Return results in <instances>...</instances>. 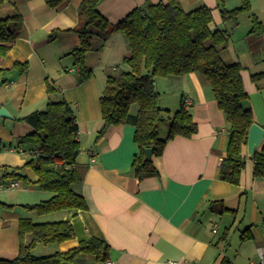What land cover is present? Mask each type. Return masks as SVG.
I'll return each mask as SVG.
<instances>
[{
  "label": "crops",
  "instance_id": "obj_1",
  "mask_svg": "<svg viewBox=\"0 0 264 264\" xmlns=\"http://www.w3.org/2000/svg\"><path fill=\"white\" fill-rule=\"evenodd\" d=\"M160 1L164 0H101L98 11L115 24L145 2ZM179 1L186 12L203 5L212 9L214 30L226 29L234 35L239 27L231 29L222 22L218 0ZM80 2L68 0L52 10L43 0H0V18L19 14L23 19L19 38L6 56H0V108L12 117H0V178L5 169L20 168L31 181L28 185L18 181L15 190L0 189V260L17 257L19 221L29 219L33 223L68 221L74 228L69 241L36 245L32 250L36 257L67 252L89 238L109 246L104 262L79 255L71 264H242L238 252L244 253L249 244L254 245L256 257H245L243 264L256 261L257 248L264 246V169L261 177H254V164L245 146L246 165L239 185L218 179L228 142L227 122L203 76L191 73L155 79L159 106L176 112L184 99H190L188 113L197 127L190 138L175 137L166 143L161 156H151L156 175L139 180L131 168L136 154L133 126H112L97 137L103 124L100 93L107 76L125 70L123 60L129 50L121 33H112L105 43L94 38L93 50L85 57L93 76L78 83L69 53L78 47L73 29L78 25ZM251 15L264 28L257 15ZM251 28L250 22L241 44L230 37L221 58L241 65L246 106L253 123L264 129V77L256 82L251 78L264 73V36L261 31L251 33ZM16 62L27 63V71L19 73L13 67ZM46 83L57 88L51 99L66 101L78 125L80 152L75 164L82 177L73 188L85 199L86 210L38 215L26 207L51 197L32 183L36 177L24 167L28 157L17 152L22 148L19 138L29 132L19 119L44 109ZM162 124L158 133L165 138ZM18 126L21 131L16 132ZM11 181L16 180H1L0 184ZM22 185L25 190L20 192ZM212 204L227 211H212ZM212 221L217 223L216 232Z\"/></svg>",
  "mask_w": 264,
  "mask_h": 264
},
{
  "label": "trees",
  "instance_id": "obj_2",
  "mask_svg": "<svg viewBox=\"0 0 264 264\" xmlns=\"http://www.w3.org/2000/svg\"><path fill=\"white\" fill-rule=\"evenodd\" d=\"M67 1L43 0L52 10H58ZM100 2L81 0L77 9L78 25L73 33L77 36L78 47L69 53L77 82L84 83L93 76L92 70L85 64V57L93 50L94 38H100L105 43L112 33H121L126 39L129 55L123 60L125 70L106 77L99 96L103 124L97 137H102L112 126H133L136 154L131 168L139 180L156 175L151 160H144V149H152V156H161L168 141L175 137L190 138L197 127L192 116L181 106L167 117V135L160 138L158 126L168 111L158 104L155 79L200 74L208 82L216 105L227 122L228 142L219 166L218 179L239 185L246 165L242 153L253 117L246 106L248 96L240 76L241 65L228 64L221 58V51L230 40V31L212 29V9L204 5L186 12L179 0L145 2L123 20L111 24L99 13ZM240 2L239 8L228 10L224 7V0H218L220 18L223 23L230 24L231 29L239 25L238 18L242 13L250 12L249 0ZM251 24V33L262 32L261 23L254 15H251ZM22 25L23 19L19 14L0 18L1 57L7 55L19 38ZM53 36L50 39L53 40ZM13 67L21 74L27 71V63L16 62ZM262 77L264 73L251 76L253 82ZM56 93L57 88L46 83L44 109L19 119L29 128V132L19 138L18 145L24 152H39L28 157L24 167L35 175L36 180L32 183L41 191L51 194L46 201L26 206L38 215L87 209L85 199L73 188L82 177L75 164L80 152L78 125L66 101L51 99ZM251 160L254 177H261L264 146L259 147ZM7 179L26 185L31 183L20 173V168L5 169L0 181ZM211 210L220 214L227 211L223 206L217 208L215 204L211 205ZM27 236H30L29 241H26ZM73 237L74 228L68 221L33 223L29 219H21L18 225V255L11 261L0 260V264H71L79 255H91L99 261H106L109 246L97 238L82 240L77 247L64 253L57 252L46 257L32 254L36 245H57Z\"/></svg>",
  "mask_w": 264,
  "mask_h": 264
},
{
  "label": "rangeland",
  "instance_id": "obj_3",
  "mask_svg": "<svg viewBox=\"0 0 264 264\" xmlns=\"http://www.w3.org/2000/svg\"><path fill=\"white\" fill-rule=\"evenodd\" d=\"M249 3H250V12H247V13H242L240 16H239V27L236 31V33L233 35H231V41H235L239 44H241V40H242V37L245 35V33L248 32L249 29L248 28V25L250 24L251 22V14L255 13L257 15V17L259 18V20H261L264 24V0H249ZM224 5L226 7V9L228 10H231V9H236V8H239L240 5H241V2L240 0H224ZM119 70H122L121 68ZM118 70V71H119ZM132 108H136L135 105H133ZM164 110H167L168 112L164 115V121H163V124L161 125L160 128H165V131L167 132L168 131V128H169V123L167 121V117L168 116H172L175 111H172L170 108H162ZM168 114V115H167ZM22 126H24L26 129H29L24 123L22 124ZM21 131V127H16V132H19ZM165 131H163V135H165ZM22 190L20 192H23L25 190L24 186L22 185ZM13 194V193H10V195ZM249 247H247V249L245 250L244 253L242 252H238V255L240 257V260L244 263V258L246 257H250V259H254L256 257V253H255V247L254 245L251 246V244L248 245ZM233 251L236 250V248L234 247L233 245ZM248 255V256H247ZM242 263V264H243Z\"/></svg>",
  "mask_w": 264,
  "mask_h": 264
},
{
  "label": "water",
  "instance_id": "obj_4",
  "mask_svg": "<svg viewBox=\"0 0 264 264\" xmlns=\"http://www.w3.org/2000/svg\"><path fill=\"white\" fill-rule=\"evenodd\" d=\"M0 117L12 119V117L3 107L0 108ZM263 140H264V129L258 124L253 123L248 130L247 141H246V155L248 157H252L257 152L259 147L262 145ZM151 156H152V149L150 148L144 149V160L145 161L151 160Z\"/></svg>",
  "mask_w": 264,
  "mask_h": 264
},
{
  "label": "built area",
  "instance_id": "obj_5",
  "mask_svg": "<svg viewBox=\"0 0 264 264\" xmlns=\"http://www.w3.org/2000/svg\"><path fill=\"white\" fill-rule=\"evenodd\" d=\"M262 34L264 36V28L262 30ZM192 101L190 99H184L182 101V109L185 111H188V108L190 107ZM17 152L19 154H24L27 157H31L33 155H37L39 152L37 150H30L27 152H24L22 149H18ZM92 160V159H91ZM19 187V182L18 181H11V182H6V183H1L0 184V189L2 190H6V191H11V190H15ZM212 224L214 226V232H216V228H217V223L215 221H212ZM257 252V260L254 262H251V264H264V246H260L257 248L256 250ZM173 264H183V263H173Z\"/></svg>",
  "mask_w": 264,
  "mask_h": 264
}]
</instances>
